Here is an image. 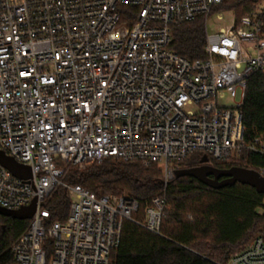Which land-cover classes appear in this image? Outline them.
I'll list each match as a JSON object with an SVG mask.
<instances>
[{
    "label": "built area",
    "instance_id": "obj_1",
    "mask_svg": "<svg viewBox=\"0 0 264 264\" xmlns=\"http://www.w3.org/2000/svg\"><path fill=\"white\" fill-rule=\"evenodd\" d=\"M226 1L0 0V152L32 173L0 165V207L37 202L8 264H115L125 221L161 235L165 195L139 221L137 200L64 183L60 161L158 164L165 193L196 152L210 166L264 155L263 136L245 141L242 115L248 79L264 72V7L239 20L230 12L232 26L207 32L205 59L170 49L173 27L208 20ZM228 96L235 107L221 105ZM59 187L71 198L64 222L46 206ZM227 264H264L263 237Z\"/></svg>",
    "mask_w": 264,
    "mask_h": 264
},
{
    "label": "trees",
    "instance_id": "obj_2",
    "mask_svg": "<svg viewBox=\"0 0 264 264\" xmlns=\"http://www.w3.org/2000/svg\"><path fill=\"white\" fill-rule=\"evenodd\" d=\"M263 1L227 0L215 10L233 12L239 20ZM122 9L132 19L137 12L135 9ZM171 32L172 51L192 61L205 59V18L175 26ZM242 115L245 141L264 137V72L255 73L248 79ZM206 157L209 156L196 152L178 166L181 169L200 167ZM210 162L221 170L241 167L258 171L264 165V155L245 151L224 162H212L211 159ZM58 165L64 171L63 182L66 184L81 186L97 197L137 200L139 211L133 218L139 221L144 219L152 199L166 196L168 207L161 235H154L131 221H125L121 244L113 254L115 264H227L235 255L249 248L248 244L256 234L264 239V195L249 186L236 184L214 190L194 178L175 177L164 193L163 170L158 164L145 165L109 158L82 167L63 161ZM70 205L69 192L62 187L57 188L46 202L52 221L64 222ZM28 224V220H13L0 215V264L12 261L11 247Z\"/></svg>",
    "mask_w": 264,
    "mask_h": 264
},
{
    "label": "water",
    "instance_id": "obj_3",
    "mask_svg": "<svg viewBox=\"0 0 264 264\" xmlns=\"http://www.w3.org/2000/svg\"><path fill=\"white\" fill-rule=\"evenodd\" d=\"M202 163L203 165L200 167L177 170L175 177L177 179L191 177L214 190H221L236 184L246 185L253 188L258 194L264 195V176L259 172L241 167L221 170L208 165L207 158H204ZM0 165L18 178L30 179L32 176L29 167L16 163L13 159L6 157L2 152H0ZM221 178L225 179L220 180ZM36 209L37 202L34 201L30 206L19 211H8L0 207V215L13 220H31L35 215Z\"/></svg>",
    "mask_w": 264,
    "mask_h": 264
},
{
    "label": "rangeland",
    "instance_id": "obj_4",
    "mask_svg": "<svg viewBox=\"0 0 264 264\" xmlns=\"http://www.w3.org/2000/svg\"><path fill=\"white\" fill-rule=\"evenodd\" d=\"M256 7H264V1L260 2ZM206 19V18H205ZM234 15L227 11L222 10H214V13L206 19V29L209 35H214L219 32L220 29H225L233 25ZM237 101H239V96ZM221 105L227 108L235 107V103L230 99V97H226L221 101ZM258 237L256 234L252 240H250L248 246H251L253 241Z\"/></svg>",
    "mask_w": 264,
    "mask_h": 264
},
{
    "label": "flooded vegetation",
    "instance_id": "obj_5",
    "mask_svg": "<svg viewBox=\"0 0 264 264\" xmlns=\"http://www.w3.org/2000/svg\"><path fill=\"white\" fill-rule=\"evenodd\" d=\"M213 178V177H212ZM225 178H221L220 180H224Z\"/></svg>",
    "mask_w": 264,
    "mask_h": 264
}]
</instances>
